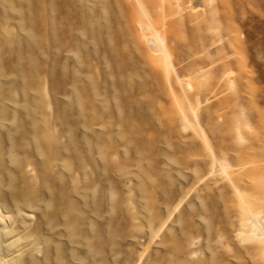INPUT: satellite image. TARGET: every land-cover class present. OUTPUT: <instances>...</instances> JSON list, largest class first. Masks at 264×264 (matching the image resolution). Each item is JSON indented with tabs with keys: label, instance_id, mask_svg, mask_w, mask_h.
Instances as JSON below:
<instances>
[{
	"label": "rangeland",
	"instance_id": "1",
	"mask_svg": "<svg viewBox=\"0 0 264 264\" xmlns=\"http://www.w3.org/2000/svg\"><path fill=\"white\" fill-rule=\"evenodd\" d=\"M215 3L154 70L122 0H0V201L32 171L46 264H264V0Z\"/></svg>",
	"mask_w": 264,
	"mask_h": 264
},
{
	"label": "bare ground",
	"instance_id": "2",
	"mask_svg": "<svg viewBox=\"0 0 264 264\" xmlns=\"http://www.w3.org/2000/svg\"><path fill=\"white\" fill-rule=\"evenodd\" d=\"M193 1L195 2V5L192 6L189 4L192 6L190 8V6L188 7L187 5V0H122L127 9L123 18H125L130 25L131 31L141 49L146 52L149 46L154 52L151 55L150 63L153 64L152 68L154 70L160 69L159 64L158 66L154 65L157 64L155 63L157 58H164L169 68L170 66L172 68L175 67L171 56H173L172 53L175 51L176 47L170 45V35L175 31L176 25L179 24L180 17L182 18L184 15V11L188 12L185 14L191 16L192 13L190 10L193 8V10L195 9L194 15L196 19L203 17L208 22V29L212 30L210 41L207 44L208 49L213 47L221 38L222 34L218 32V26L212 21L214 20L215 12L218 11V4L215 3V0ZM187 8H190V10ZM200 26L202 27V25ZM183 42H181V44ZM199 54H201V52ZM165 61L164 63L166 64ZM188 61L196 67L195 74L203 71L204 67L199 64L200 62H198V59L191 58L190 60L188 59ZM188 61L185 62V58L183 59L182 57L179 63L185 65L189 64ZM230 71L231 70H229V74ZM227 74L228 73H226V75ZM0 126L4 127L6 126V123L4 121L0 122ZM217 159L219 158H215V161L223 168L227 166L225 165L226 162H219L220 159ZM242 166H244V164H242ZM31 173V170H26L25 173L22 174L23 178H20L22 179V182L20 181V185H16L17 188H15L19 196L11 191L13 197L8 208L0 201V264H37L39 262L41 264H46L47 253L50 249L48 237L49 232L47 231L45 233L43 231V233L41 232V229L49 226L51 221L47 219L46 210H49L47 208V202L39 198L37 194L38 190L36 187L33 188L36 186L34 184V186L32 185L33 182L35 183V176L33 177ZM11 179L8 180L10 181L8 182L9 184L2 185L3 180L0 176V194L2 197H4L10 189L14 188L16 181ZM35 189L37 190L36 192ZM247 201L248 200H246V203L244 201L245 207L250 203H247ZM249 207H246L248 212L245 215V224L249 231L247 232L250 237L252 235V237H258L262 240L261 238L264 239V209L259 208L256 210ZM52 229L53 227H51V230Z\"/></svg>",
	"mask_w": 264,
	"mask_h": 264
}]
</instances>
